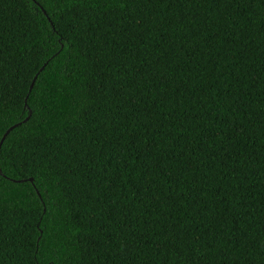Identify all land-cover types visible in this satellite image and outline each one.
I'll list each match as a JSON object with an SVG mask.
<instances>
[{
	"label": "trees",
	"instance_id": "trees-1",
	"mask_svg": "<svg viewBox=\"0 0 264 264\" xmlns=\"http://www.w3.org/2000/svg\"><path fill=\"white\" fill-rule=\"evenodd\" d=\"M17 125L0 264H264V0H0Z\"/></svg>",
	"mask_w": 264,
	"mask_h": 264
},
{
	"label": "water",
	"instance_id": "water-1",
	"mask_svg": "<svg viewBox=\"0 0 264 264\" xmlns=\"http://www.w3.org/2000/svg\"><path fill=\"white\" fill-rule=\"evenodd\" d=\"M36 80H37V78L35 79L34 83L32 84L31 91H32L33 88H34V85H35ZM18 126H19V125L12 127V128L6 133V135L4 136V138H3L2 142H1V145H0V151H1L2 146H3V144H4L5 140H6V138L8 137V135H9V134H10V133H11L16 127H18Z\"/></svg>",
	"mask_w": 264,
	"mask_h": 264
}]
</instances>
